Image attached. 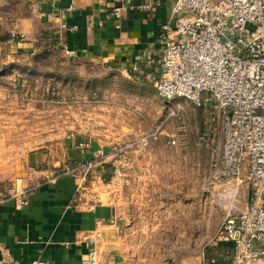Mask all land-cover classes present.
I'll use <instances>...</instances> for the list:
<instances>
[{
	"label": "crops",
	"instance_id": "obj_1",
	"mask_svg": "<svg viewBox=\"0 0 264 264\" xmlns=\"http://www.w3.org/2000/svg\"><path fill=\"white\" fill-rule=\"evenodd\" d=\"M31 1L34 5L29 12L12 24L22 40L0 43L1 87L12 77L20 83L38 79L44 85L50 83L44 86L42 108L80 105L81 91L89 95L86 102L107 104L99 99L118 83L117 90L128 94H145L155 88L149 80L157 71L152 61L160 57V31L175 0ZM35 4L40 5L38 9ZM117 7H122L121 18L113 15ZM61 24H66L63 31ZM46 35L54 40H45ZM62 43L75 54L63 51ZM127 59L138 62L139 70L133 71ZM18 88L17 92H24ZM6 90L12 93L11 86ZM122 118L114 121L122 128L130 126L128 117ZM115 122L109 119L105 123L109 128L101 129L97 121L83 124L76 116L71 131L18 154L12 166L0 171V198H4L0 203V260L7 250L16 264H31L36 259L47 264H82L96 248L98 264H150L142 258L140 245L130 242L134 238L138 243L148 232L140 230L138 223L191 216L186 192L178 201L172 194L180 190L173 180L181 167L187 169L189 150L137 151L135 192L116 186L114 150L123 138L114 131ZM166 136L160 135L158 141H169ZM68 167L75 171L67 172ZM22 192L29 197L27 205H21L14 195ZM172 205H180L179 213ZM219 245L222 255L229 253L230 258L232 247L226 242ZM184 264L210 263L203 257L201 262Z\"/></svg>",
	"mask_w": 264,
	"mask_h": 264
},
{
	"label": "built area",
	"instance_id": "obj_2",
	"mask_svg": "<svg viewBox=\"0 0 264 264\" xmlns=\"http://www.w3.org/2000/svg\"><path fill=\"white\" fill-rule=\"evenodd\" d=\"M39 6L35 4L36 9ZM113 15L121 18L122 7ZM20 36L12 30L7 43ZM159 39L160 57L152 61L157 71L149 80L162 98H183L203 111L198 143L205 142L210 149L213 182L231 186L220 194L229 209L217 232L218 241L232 247L227 264H264V0H175ZM60 47L75 54L65 43ZM125 63L133 71L140 68L138 62ZM164 130L165 122L141 137L142 143L147 145ZM179 130L183 136L170 135L169 143L185 148L187 126ZM114 152L123 156L117 154V147ZM113 164L118 167L117 161ZM244 182L249 199L240 206L238 194ZM14 195L21 205L29 203L26 192ZM0 264L16 262L4 250ZM31 264L47 261L36 259ZM82 264H98V250L92 248Z\"/></svg>",
	"mask_w": 264,
	"mask_h": 264
},
{
	"label": "rangeland",
	"instance_id": "obj_3",
	"mask_svg": "<svg viewBox=\"0 0 264 264\" xmlns=\"http://www.w3.org/2000/svg\"><path fill=\"white\" fill-rule=\"evenodd\" d=\"M33 5L34 1L31 0H0V24L12 31V24L24 17ZM6 82L8 85L5 84ZM19 85L24 92L16 91ZM115 85L112 87L114 89H108L104 97L99 99V102L105 99L108 105L86 102L89 101V95L81 91L80 105L74 107L68 101L70 105L48 104L46 108H42L40 101L46 93H44V86L50 87V83L44 85L40 79L34 83L28 80L20 83L15 77L4 81L2 87L0 84V171L12 166L14 157L18 154L38 149L57 135L71 131V122L76 116L83 124L91 125L97 121L101 129H107L109 127L105 123L109 122V119L115 122L114 120L118 117L121 121L124 115L128 117L130 126L125 124L122 128L121 124L114 123V131H118L117 136L123 138L115 146L117 154L123 156H115L113 159L118 163V167H114L116 186H125L135 192L137 183L134 172L138 165L135 155L137 151L177 149L190 152L187 169L184 166L181 167L177 171L178 176L173 180L180 190L172 191V194H175L178 201L181 198L178 196L186 192L189 204L191 203L187 213L191 216H187L186 220L183 218L180 220L177 217L170 221L140 222L138 228L148 232L137 239L138 243L134 238L130 239V242L140 245L142 258L150 264H184L188 261L198 263L203 257L204 260L208 259L209 263L213 264V259H209V256H214L219 250L218 247H221L217 232L229 209L220 194L228 192L231 186H219L213 182L209 171L210 149L205 142L198 143V137L203 130V111L183 98L179 101H168L162 98L155 88L145 94H128L117 90L119 83ZM10 86L12 93L5 91ZM163 122H165V130L161 135L164 137L165 135L166 137L183 136L179 129L186 125L188 146L184 148L180 144L171 145L164 139L158 141L159 137L144 145L141 137L150 135ZM130 128L132 131L128 133ZM124 133L132 136L126 137ZM128 143L131 145L125 147ZM185 174L186 177H184ZM182 197L183 200L184 196ZM248 199L249 188L244 182L238 194V202L243 204ZM170 201L173 203L174 198ZM170 208L175 209L177 213L181 209L180 205L176 207L172 205ZM229 256L224 253L219 257L214 256V260L218 263L217 259H222L219 263L227 264L230 261Z\"/></svg>",
	"mask_w": 264,
	"mask_h": 264
},
{
	"label": "trees",
	"instance_id": "obj_4",
	"mask_svg": "<svg viewBox=\"0 0 264 264\" xmlns=\"http://www.w3.org/2000/svg\"><path fill=\"white\" fill-rule=\"evenodd\" d=\"M45 37V36H44ZM11 38V31H9V30H7V29H5L4 27H1L0 26V43H4V42H7L9 39ZM22 38L23 37H19L18 39H17V41L16 42H18V41H20V40H22ZM45 40H48V41H50V42H52L53 40H54V38L53 37H51V36H47L46 35V37L44 38ZM219 248V250H217V253H215V257H219V256H222V249H221V247H218ZM229 254V253H228ZM214 256L212 255V256H209V259H213L214 260ZM211 257V258H210ZM218 261V263L220 262H222L221 260L222 259H217Z\"/></svg>",
	"mask_w": 264,
	"mask_h": 264
}]
</instances>
